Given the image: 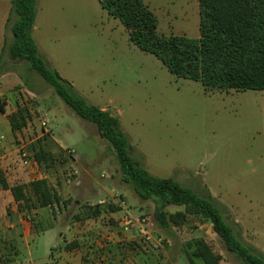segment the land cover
<instances>
[{
  "label": "rangeland",
  "instance_id": "1",
  "mask_svg": "<svg viewBox=\"0 0 264 264\" xmlns=\"http://www.w3.org/2000/svg\"><path fill=\"white\" fill-rule=\"evenodd\" d=\"M50 1L49 17L36 38L51 66L90 104L108 109L120 120L133 147L132 156L145 169L212 198L240 239L264 256V92L207 91L200 82L171 74L157 57L133 45L120 20L109 16L98 0ZM144 2H149L156 15L160 34L200 37L199 0ZM45 89L29 122L34 126L35 120L47 115L52 136L66 148L55 147L50 136V149L61 157L52 174H47L51 185L70 189L69 195L77 187L66 179L76 169L67 152L72 149L92 175L87 181L90 201L84 207L98 205L105 191L120 192L124 200L128 199L124 192L129 191L132 202L138 200L132 188L122 183L116 155L96 126L75 115L51 87ZM39 136L36 133L30 140ZM77 179L82 180L80 174ZM80 186L77 192L84 184ZM95 186L101 193L93 192ZM137 208L135 217H150L153 238L164 242L125 243L128 247L121 251L118 264H191L187 243L196 239H204L222 255L224 264H242L227 250L210 221L193 218L165 230L154 218L151 201H140ZM143 211L146 216H141ZM26 259L21 256V261Z\"/></svg>",
  "mask_w": 264,
  "mask_h": 264
},
{
  "label": "trees",
  "instance_id": "2",
  "mask_svg": "<svg viewBox=\"0 0 264 264\" xmlns=\"http://www.w3.org/2000/svg\"><path fill=\"white\" fill-rule=\"evenodd\" d=\"M98 2L109 16L120 20L133 45L157 57L176 77L200 82L207 91L264 92V0H199L201 35L196 39L160 34L158 19L144 0ZM36 18L37 0H12L7 23L12 39L6 38L0 77L9 71L10 64L23 63L27 73L37 74L75 115L95 125L99 136L116 155L122 183L132 188L139 201L154 204V218L161 229L176 228L193 218L210 221L227 250L242 264H264V256L240 239L212 198L199 195L172 178L153 176L132 156L133 147L121 129L120 120L110 111L90 104L41 55L33 37ZM31 116L27 107L11 115L13 130L26 128ZM51 140L50 136H44L29 145V159L46 175L52 174L61 158L50 149ZM0 183L3 190L12 192L16 201H27L24 186L11 188L2 175ZM30 187L39 207L60 204L59 194L46 179L33 180ZM100 207L94 206L96 214ZM108 207L113 211L119 209L114 205ZM173 207L180 209L170 213ZM187 256L191 264H197L196 260L204 264L223 261V256L215 253L204 239L187 243Z\"/></svg>",
  "mask_w": 264,
  "mask_h": 264
},
{
  "label": "crops",
  "instance_id": "3",
  "mask_svg": "<svg viewBox=\"0 0 264 264\" xmlns=\"http://www.w3.org/2000/svg\"><path fill=\"white\" fill-rule=\"evenodd\" d=\"M145 3L150 6L149 2ZM11 9L12 0H0V58L6 38L10 34L7 31V23ZM50 9V0H44L43 3L38 0L37 18L33 28V37L39 51L48 59L49 56L42 52L36 35L45 26ZM44 35L46 36V33ZM8 69L9 71L0 77V175L11 188L24 186L27 201H16L12 192L3 190L0 183V264L120 263L121 251L128 247H125V243L140 244V240L132 234L120 232V220L125 210L134 215L135 208L139 207L140 201L136 199L133 203L129 191H125L128 198L125 200L126 208L114 205L119 209L113 211L106 210L105 206L101 205L100 209L103 208L101 211L99 209L101 213L98 215L95 213L94 204L84 207L86 202L90 201L87 194L90 189L87 181L89 178L92 179V175L88 166L84 165L83 159L78 157L74 164L81 176V185L84 184V186L78 192L75 189L81 186L74 187L71 195H69L70 189L59 186L60 184L51 185L53 182L51 183L49 177L38 166L36 168L26 167L18 148L19 140L23 138L30 145L37 140H30L34 134L39 133L38 138L44 137L40 120H35L34 126L29 122L23 130L14 131L9 117L23 107L29 108L30 112H34V109L38 110L37 106L44 99L46 85L38 76L26 77L27 69L23 63L10 64ZM33 82L39 85L35 86ZM101 109L108 111L106 108ZM52 141L55 147L61 150L66 149L54 136H52ZM37 175L44 177L49 186L59 194L61 198L59 205L39 207L30 187ZM95 191L100 192L96 186L93 192ZM108 193L110 192L105 191L106 195ZM72 197L74 201H71ZM144 211L141 216H146ZM106 220H113L114 223L105 224ZM106 235H111L112 240L102 245L101 238ZM73 244H76L74 248H66ZM24 255L28 257L25 262L21 261V256ZM221 264H224L223 261Z\"/></svg>",
  "mask_w": 264,
  "mask_h": 264
},
{
  "label": "built area",
  "instance_id": "4",
  "mask_svg": "<svg viewBox=\"0 0 264 264\" xmlns=\"http://www.w3.org/2000/svg\"><path fill=\"white\" fill-rule=\"evenodd\" d=\"M41 121V128H42V135L43 136H51L53 134V128L51 126L50 119L44 115ZM28 126V125H27ZM19 151L21 155V159L23 160V164L26 167H33L36 168L37 165L29 159V142L21 138L19 140ZM68 155L73 159L74 162L77 161L78 156L77 153L72 150H67ZM39 172V171H38ZM79 175V172L77 169H73L67 174V183L72 184L74 186L79 187L81 185V181L77 179V176ZM104 178H109V176H103ZM37 179H44V177H39L38 175L35 177V180ZM98 205H118L122 207L123 209L126 208V202L121 196L120 192H117L115 190L111 191L107 195L104 196V198L99 202ZM96 206V205H95ZM150 218L149 217H142L137 218L134 217V215L128 211L125 210L121 220H120V226L119 230L120 232H126L132 234L134 237L139 239L142 243H154L156 245H161L164 242L163 238L160 239H154L151 231H150ZM101 241V244H105L106 242H110L112 240L111 235L103 236Z\"/></svg>",
  "mask_w": 264,
  "mask_h": 264
}]
</instances>
